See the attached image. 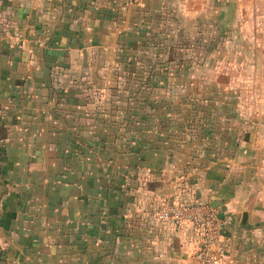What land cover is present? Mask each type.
<instances>
[{
	"label": "crops",
	"instance_id": "1",
	"mask_svg": "<svg viewBox=\"0 0 264 264\" xmlns=\"http://www.w3.org/2000/svg\"><path fill=\"white\" fill-rule=\"evenodd\" d=\"M126 1L0 0V264H196L190 226L153 218L162 201L220 207L223 264H264L263 172L249 199L248 179L128 134L142 35L195 0Z\"/></svg>",
	"mask_w": 264,
	"mask_h": 264
},
{
	"label": "rangeland",
	"instance_id": "2",
	"mask_svg": "<svg viewBox=\"0 0 264 264\" xmlns=\"http://www.w3.org/2000/svg\"><path fill=\"white\" fill-rule=\"evenodd\" d=\"M189 8L188 15L181 4L154 15L141 37L143 77L128 86L145 94L130 101L137 114L129 137L139 139V148L183 154L180 168L224 169L248 179L252 192L242 190L241 198H254L264 173V0H195ZM112 100L120 106L125 99ZM129 144L118 147H137Z\"/></svg>",
	"mask_w": 264,
	"mask_h": 264
},
{
	"label": "built area",
	"instance_id": "3",
	"mask_svg": "<svg viewBox=\"0 0 264 264\" xmlns=\"http://www.w3.org/2000/svg\"><path fill=\"white\" fill-rule=\"evenodd\" d=\"M139 0H127L135 4ZM152 216L159 221H172L177 225L188 224L192 231L193 257L196 264H223L227 256L224 229L230 221L220 207L204 202L162 201L152 210Z\"/></svg>",
	"mask_w": 264,
	"mask_h": 264
},
{
	"label": "water",
	"instance_id": "4",
	"mask_svg": "<svg viewBox=\"0 0 264 264\" xmlns=\"http://www.w3.org/2000/svg\"><path fill=\"white\" fill-rule=\"evenodd\" d=\"M247 219V214L246 212L243 213V218H242V223L245 224Z\"/></svg>",
	"mask_w": 264,
	"mask_h": 264
}]
</instances>
